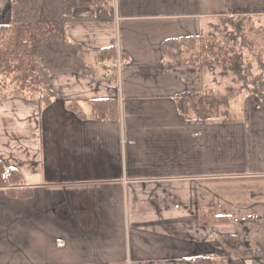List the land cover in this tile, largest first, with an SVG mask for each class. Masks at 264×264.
<instances>
[{"label":"crops","instance_id":"obj_1","mask_svg":"<svg viewBox=\"0 0 264 264\" xmlns=\"http://www.w3.org/2000/svg\"><path fill=\"white\" fill-rule=\"evenodd\" d=\"M11 2L0 0V25ZM111 9L110 21L67 26L89 74H53L48 105L0 96V162L24 181L21 196L0 186V264H264V105L247 94L226 118H187L175 96L204 84L163 67L161 46L219 16L263 22L264 0H112ZM108 46L123 54L120 70L96 57ZM100 98L117 99L119 119L91 116ZM243 218L257 220L256 252L238 255L222 236Z\"/></svg>","mask_w":264,"mask_h":264},{"label":"trees","instance_id":"obj_2","mask_svg":"<svg viewBox=\"0 0 264 264\" xmlns=\"http://www.w3.org/2000/svg\"><path fill=\"white\" fill-rule=\"evenodd\" d=\"M79 3L90 5L93 13L79 17L75 13ZM94 3L97 6L95 9ZM106 5L109 4H100L95 0H12L10 8L12 19L9 24L0 25V47H5L6 34L9 32L14 33L13 39L16 38V46L12 44V40L6 49L2 50L0 48V68H2L0 75L4 74L7 68H10V62L5 61V57L12 54L18 55L17 48L19 47L17 45L23 46L22 43H26L28 40L32 42L34 47L33 59L29 62L31 67L26 74L13 78L5 76L0 78V96L8 98L10 96H30L45 101L48 105L52 102L53 97L57 95L56 91L49 85L53 74L60 72L89 74L91 67L82 58L84 47L81 45L82 43L68 37L66 33L67 26L76 20L110 21V16L113 13L111 5H109L107 17L102 12L105 10ZM246 16L248 15H224L219 16V22H212L214 28L220 31L225 42L230 45L227 52L232 53L231 57L235 58L234 60L232 58L230 60L226 59L225 63L228 64H222L225 70L223 72L232 71L236 75L235 80H233L235 86L228 87L225 90L227 92H221L217 88H208L205 90L207 91L206 98L201 96L197 101L194 98L199 93L183 92L177 94L175 96L176 105L187 118H226L230 114L231 102L242 93L256 95L260 100V104L264 105V56L262 54L257 56L258 61L256 63L259 64L257 72L253 70V64H245L246 58L243 50L248 45L245 44L240 21L245 19ZM199 37H202V35L177 36L162 40L163 67L188 83H203L202 77L205 74H213L211 82H215L217 80L215 69L220 66L217 60L212 62L204 60L199 63H197V60H191L187 63L181 56L184 47L189 44L193 45L195 39ZM207 53L211 54L207 55V58L212 56L217 59L215 52L210 51ZM114 55H116L115 46H108L101 48L96 57L99 61L106 62L115 57ZM23 64V62L22 65L17 64L15 68L24 70ZM223 76L225 75L221 72L219 83L223 82ZM89 104L91 105V116L95 119L113 120L120 118L119 105L115 98L93 99L89 101ZM69 107L80 115L86 116L79 102L74 101ZM23 182L19 170L6 168L0 162V186L7 187L6 190L9 193L20 194ZM17 196H21V194ZM216 217L219 220H226L227 218L225 215ZM238 223L240 224L238 233L223 235L222 241L238 255L255 253V249L249 244V235L251 230L257 226V220L243 218ZM198 259L200 264H211L208 257Z\"/></svg>","mask_w":264,"mask_h":264},{"label":"rangeland","instance_id":"obj_3","mask_svg":"<svg viewBox=\"0 0 264 264\" xmlns=\"http://www.w3.org/2000/svg\"><path fill=\"white\" fill-rule=\"evenodd\" d=\"M98 1L100 4H106L108 3L109 5L112 4V0H106V2L104 3L105 0H95ZM110 2V3H109ZM109 5H106L105 10H103V15L105 14V16L107 17V12L109 10ZM94 9L96 6V4L94 3ZM86 7H88V4L82 5L81 3L78 4L77 10H75V13L79 14L83 9H85ZM79 10V12H77ZM81 16V15H80ZM79 16V17H80ZM102 17V16H101ZM219 18V17H218ZM216 19L215 21H213L214 23L219 22V19ZM250 18L252 20H250ZM259 17H254V19L252 17L246 16L245 19H242L240 21V25L241 28L243 29L242 32L244 34L245 38V44L247 43V48L242 50L245 52V58H246V65L248 63L253 64V70L255 72L258 71V63H256L258 61L257 56L259 54H262L264 56V21L262 22L261 19H258ZM213 23V24H214ZM213 24H208L206 27V31L200 33L202 35V37H199L197 39H195L196 41L194 42V44H189L186 45L184 47V51L183 53H181V56L183 59H185L188 62H191V60H197V63L202 62V61H208V62H212L214 60H217L219 62L218 65H220L219 67H217L216 73H215V77L217 78V80L214 82L212 80L213 74H205V76L202 77L203 79V84L204 88L202 91L199 92V94L195 95V100L197 101L199 99V97H205L207 95V90L208 88H217V90L221 91V92H227L225 90L228 89V87H232L235 86V83L233 82V80H235V76L232 71L229 72H223L225 71L223 68V65L228 64L227 62L225 63L226 59L230 60L231 54L232 53H228L227 50H229V44H227L225 42V40L223 39V36L221 35L220 31L217 30L216 28H214ZM231 30V28H230ZM13 32H9L7 33V37L5 39V47H0L2 50L6 49L7 46L10 45V43L13 40V45L16 46L15 42H16V38L13 39L14 35ZM11 39V40H10ZM22 45H17V47L21 48H17L18 49V55L12 54L11 56H6V60L7 62H10V68H7L4 74L0 75V78H2L3 76L7 77V78H13V77H17V76H22L23 74H26V72H28L30 66V61L33 59L32 54H33V46H32V42L30 40L26 41V43H22ZM25 44V45H24ZM215 52V56L217 59H214V57L210 56L209 58H207V55H211L210 53L207 52ZM123 54L121 53L120 56H122ZM115 57H113V61L118 57V52L116 53V55H114ZM84 57V55H83ZM82 57V58H83ZM123 58V56H122ZM235 58H232V60H234ZM23 60V61H22ZM23 64V68L24 70L15 68V65H19ZM123 64H124V59H123ZM223 64V65H222ZM0 70H2V68H0ZM225 75L222 77L223 82L219 83L220 81V74ZM61 73V72H60ZM79 73V72H78ZM83 74V73H82ZM51 80V79H50ZM200 83V82H198ZM50 85V84H49ZM221 85V86H220ZM51 86V85H50ZM219 86V87H218ZM52 87V86H51ZM205 92V93H204ZM241 96H246L247 93H242L240 94ZM240 95H238L234 100L239 99ZM233 100V101H234ZM231 102V108L232 106L235 104H237V102H239V100H236V102ZM233 106V107H234ZM214 109V108H213ZM231 114V112H230ZM229 114V115H230Z\"/></svg>","mask_w":264,"mask_h":264},{"label":"built area","instance_id":"obj_4","mask_svg":"<svg viewBox=\"0 0 264 264\" xmlns=\"http://www.w3.org/2000/svg\"><path fill=\"white\" fill-rule=\"evenodd\" d=\"M112 67H114L115 69L120 70V68H122L123 66V58L122 56L118 55V57L111 62Z\"/></svg>","mask_w":264,"mask_h":264}]
</instances>
